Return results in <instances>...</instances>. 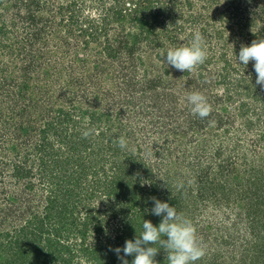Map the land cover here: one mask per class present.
<instances>
[{
    "label": "rangeland",
    "instance_id": "1",
    "mask_svg": "<svg viewBox=\"0 0 264 264\" xmlns=\"http://www.w3.org/2000/svg\"><path fill=\"white\" fill-rule=\"evenodd\" d=\"M71 2L12 1L0 35L2 248L37 237L41 264H112V248L124 245L119 215L159 224L156 197L192 221L204 250L195 264H264V203L248 216L239 197L249 171L264 195V138L254 141L264 136V116L255 117L264 114V87L254 61L245 69L236 58L242 45L264 40V0H139L145 11L133 0ZM195 33L205 63L167 67L162 55ZM194 91L207 98V117L191 112L185 98ZM154 247L157 264H168Z\"/></svg>",
    "mask_w": 264,
    "mask_h": 264
},
{
    "label": "clouds",
    "instance_id": "2",
    "mask_svg": "<svg viewBox=\"0 0 264 264\" xmlns=\"http://www.w3.org/2000/svg\"><path fill=\"white\" fill-rule=\"evenodd\" d=\"M162 57H166L164 64L167 67L191 72L205 63L207 53L201 35L195 33L189 45L170 48ZM236 58L245 69L250 61H254L255 83L264 87V40H254L250 45H242ZM248 76L251 78V74ZM185 99L194 115L204 118L210 114L211 106L202 93L190 92ZM84 135L87 136L88 133L85 132ZM117 139L119 147L125 149L126 139L123 137ZM150 199L153 203L150 211L153 215L162 217L161 222L154 225L150 220L143 219L142 231L139 235L134 239L126 240L122 247L117 246L112 249L120 264H157L155 257L159 250L154 247L156 244L166 251L168 264H195L204 255V250L192 221L179 214L169 202L161 201L156 197ZM129 256L132 257L130 262L127 259Z\"/></svg>",
    "mask_w": 264,
    "mask_h": 264
},
{
    "label": "trees",
    "instance_id": "3",
    "mask_svg": "<svg viewBox=\"0 0 264 264\" xmlns=\"http://www.w3.org/2000/svg\"><path fill=\"white\" fill-rule=\"evenodd\" d=\"M14 1V3L17 5L19 2H22V0H0V35L1 36H4L8 33V29L9 28H6V21L8 20V17H9V8H10V4L11 2ZM74 1L75 0H72V4H74ZM93 1H99V0H93ZM118 1H121V0H115V2H118ZM133 2H135L137 4V9H141L142 11H145L146 8L145 7H142L141 4L139 3V0H133ZM149 4V3H147ZM15 5V6H16ZM71 8V7H70ZM69 8V9H70ZM238 9V8H235L234 9V12L235 10ZM235 14V13H233ZM73 16H71L70 18L72 19ZM107 19V16L105 15L104 16V19L102 21H105ZM88 20V19H87ZM91 21H96L94 20L93 18H91L90 20H88V22H91ZM71 22H74L73 20H71ZM237 26H239V28L241 29V23L237 22L236 23ZM243 29V28H242ZM88 32V31H87ZM89 35L92 36V35H96V32L95 30H91L90 28V31H89ZM241 78V77H240ZM244 78H241V81L243 80ZM239 80V79H238ZM246 78L243 80V83L242 85H244L243 89L245 91H247V96L249 95V92L250 89L247 88L248 85L246 84ZM254 89V88H253ZM252 89V90H253ZM251 92V91H250ZM260 100V99H258ZM247 106L242 104L240 105V108L242 111H244V108H246ZM262 111L264 113V104H263V108H262ZM254 112V110H253ZM260 112V111H258ZM245 114V113H243ZM243 114H240V117H243L244 115ZM253 115L255 116L256 114L253 113ZM264 116L259 114L258 116H255L257 121L262 119L261 117ZM253 116H251L252 118ZM249 118V119H251ZM250 125H252V122H248ZM249 124H247L246 126L248 128H250ZM264 138V136H259L257 137L254 141L256 142H261V140ZM64 139L67 143V145H71V147H74L75 148V145L76 143H74V140L70 139L69 136H64ZM235 146V150H241L242 148V142H240V140L238 141H235L234 142ZM70 147V148H71ZM76 151V150H75ZM74 151V152H75ZM243 158L245 159L246 156L244 154H242ZM245 163H246V160H244ZM245 167H247V165L245 164ZM247 171V170H246ZM256 173L252 171H249L248 173V176L247 177V180H246V183H245V187L243 188L244 189V195L242 196H239L241 200H243L245 202V207H246V211H247V214L248 216H250V214H253V216H255V212L254 213H251L250 210H252V208H254L256 211L257 210H260L262 211V209L260 208V203H264V195L262 194V190H258V189H253V186L257 184V182H259V179L258 177L255 175ZM115 176H118V175H115ZM117 178V177H116ZM119 179V177H118ZM117 180V179H115ZM256 182V183H255ZM123 182L121 181V179H119V183L118 182H111V190L109 192V197H114L115 195L112 193V192H115V189L119 186V184H122ZM103 185V184H102ZM242 187V186H241ZM156 192V190H155ZM106 193H108V190H106ZM130 193V192H129ZM132 196V200L134 201H138V203H141L140 201H142L141 199H143L142 196H138V194H131ZM117 200V198H112L111 200L114 201ZM143 203H144V206L147 205L148 203L146 201L143 200ZM122 206H125L126 208V203L122 204ZM133 208L134 209H139L138 212H143V208L142 207H139L137 206L136 204H134L133 202ZM142 208V209H141ZM50 210V207L49 209ZM128 211H126L125 213H123L122 215H119V218L121 219V224H122V227H121V230L119 231L118 230V236H117V240H119L121 243H125L126 240H129V239H134L136 235H139L140 232L142 231V216L138 215V216H129V214L127 213ZM144 213V212H143ZM118 214H114V217H117ZM142 215V214H141ZM49 217V216H48ZM88 220V219H87ZM139 223V225H138ZM85 225L87 226L88 223L86 222ZM98 225V222L97 224ZM154 225H158V222L155 223ZM98 226H96L95 228V231H97ZM27 227H23L21 229L18 230V234L20 235H23L25 233H28L27 231ZM27 231V232H25ZM25 232V233H24ZM31 233V232H30ZM39 234V233H38ZM79 234H83V232H80ZM25 240V245H23L21 243V241ZM84 240V237L81 238V242H83ZM40 238H34L33 240H31L30 238H19V239H16V241L12 244V243H8L7 247L5 249L2 248V243L0 242V253H6V263L5 264H41V260L44 258V255H43V250H45L44 248H42V246L40 245ZM47 243H51V245H49L48 247L51 248V247H54L55 250H57L58 246H60V248H64V244H60L58 243L57 245L58 246H54L53 243H56L55 241H50V240H47ZM14 245V246H13ZM114 249V248H112ZM5 251V252H4ZM9 252V253H8ZM88 253V252H87ZM117 256V255H116ZM131 257V256H130ZM101 258L99 257L96 262L99 263V264H108V260L107 261H103V260H100ZM132 259V257H131ZM131 259H129V262L131 261ZM101 261V262H100ZM112 264H120V261L118 260V258L116 260H114L112 262Z\"/></svg>",
    "mask_w": 264,
    "mask_h": 264
}]
</instances>
